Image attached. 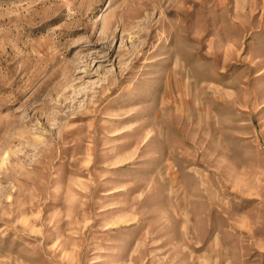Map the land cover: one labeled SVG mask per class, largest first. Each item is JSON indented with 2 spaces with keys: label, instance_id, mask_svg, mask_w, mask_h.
<instances>
[{
  "label": "rangeland",
  "instance_id": "obj_1",
  "mask_svg": "<svg viewBox=\"0 0 264 264\" xmlns=\"http://www.w3.org/2000/svg\"><path fill=\"white\" fill-rule=\"evenodd\" d=\"M0 264H264V0H0Z\"/></svg>",
  "mask_w": 264,
  "mask_h": 264
}]
</instances>
